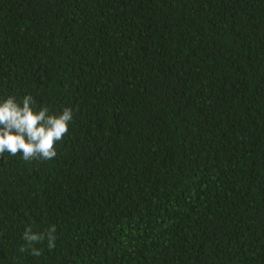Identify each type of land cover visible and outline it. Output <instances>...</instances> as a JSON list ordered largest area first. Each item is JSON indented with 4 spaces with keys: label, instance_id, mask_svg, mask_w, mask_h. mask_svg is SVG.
Instances as JSON below:
<instances>
[{
    "label": "trees",
    "instance_id": "obj_1",
    "mask_svg": "<svg viewBox=\"0 0 264 264\" xmlns=\"http://www.w3.org/2000/svg\"><path fill=\"white\" fill-rule=\"evenodd\" d=\"M26 94L74 119L0 156V264H264V0H0Z\"/></svg>",
    "mask_w": 264,
    "mask_h": 264
},
{
    "label": "clouds",
    "instance_id": "obj_2",
    "mask_svg": "<svg viewBox=\"0 0 264 264\" xmlns=\"http://www.w3.org/2000/svg\"><path fill=\"white\" fill-rule=\"evenodd\" d=\"M74 119L73 109L65 107L58 113L50 112L46 106H38L31 94L22 99L14 95L0 97V156L18 153L24 161L34 159L49 161L57 156L56 145L67 135ZM56 228L50 226L44 233L26 226L22 239L34 257L41 255V249L34 247L47 241L49 248L54 247Z\"/></svg>",
    "mask_w": 264,
    "mask_h": 264
}]
</instances>
